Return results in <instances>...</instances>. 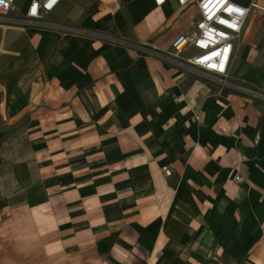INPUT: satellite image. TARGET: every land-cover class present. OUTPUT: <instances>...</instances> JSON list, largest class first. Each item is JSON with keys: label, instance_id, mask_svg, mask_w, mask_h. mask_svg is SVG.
Wrapping results in <instances>:
<instances>
[{"label": "crops", "instance_id": "1", "mask_svg": "<svg viewBox=\"0 0 264 264\" xmlns=\"http://www.w3.org/2000/svg\"><path fill=\"white\" fill-rule=\"evenodd\" d=\"M50 17L92 32L0 26V264H264V99L118 42L170 54L196 7L63 0ZM263 40L254 8L229 78L261 92Z\"/></svg>", "mask_w": 264, "mask_h": 264}, {"label": "built area", "instance_id": "2", "mask_svg": "<svg viewBox=\"0 0 264 264\" xmlns=\"http://www.w3.org/2000/svg\"><path fill=\"white\" fill-rule=\"evenodd\" d=\"M63 0H0V26H15L21 28H50L63 34L90 33L76 25L62 24L50 18L51 13ZM185 8L195 6L198 18L191 31L178 33L171 42L172 51L164 53L149 43H133L118 40L127 44L138 52L156 56L186 67L190 72L210 79L224 89L241 92L243 94L264 99V92L244 84L230 80V68L235 51V43L240 39L246 19L252 9L264 7L257 2L250 6H243L233 0H176ZM157 6L166 0H154ZM96 37L107 38L104 34H94ZM109 38V37H108ZM192 50L186 58L183 56ZM166 172H170L165 167ZM236 181L242 177L237 175Z\"/></svg>", "mask_w": 264, "mask_h": 264}, {"label": "rangeland", "instance_id": "3", "mask_svg": "<svg viewBox=\"0 0 264 264\" xmlns=\"http://www.w3.org/2000/svg\"><path fill=\"white\" fill-rule=\"evenodd\" d=\"M51 19H55L54 17H50ZM248 19V18H247ZM247 19H246V21H247ZM246 23V22H245ZM245 26V25H244ZM18 38H19V36H16V35H12V36H10V41H11V43H9V45H11L10 47H13L14 45H15V42H17V40H18ZM263 38V37H262ZM264 41V40H263ZM5 55V54H4ZM13 55V54H12ZM185 55V54H184ZM185 56H189V54L187 55H185ZM2 58H3V60H4V56H1ZM0 57V58H1ZM5 61V60H4ZM4 61H2V63L0 64V89H1V86L2 85H4L5 84V81H6V77H7V74L9 73H12V76H14L13 75V73H14V71H13V64H11L12 66H9V65H6V64H4ZM11 76V78L9 79V81H10V83L13 85V83H14V78ZM0 94H1V90H0ZM0 102H1V100H0ZM1 132H4V131H2V130H0V133ZM2 138V137H1ZM0 138V142L2 141V139ZM222 259L224 260V261H228V258L227 257H222ZM217 264V263H216Z\"/></svg>", "mask_w": 264, "mask_h": 264}, {"label": "water", "instance_id": "4", "mask_svg": "<svg viewBox=\"0 0 264 264\" xmlns=\"http://www.w3.org/2000/svg\"><path fill=\"white\" fill-rule=\"evenodd\" d=\"M3 134H4V132H1V133H0V138L2 137Z\"/></svg>", "mask_w": 264, "mask_h": 264}, {"label": "trees", "instance_id": "5", "mask_svg": "<svg viewBox=\"0 0 264 264\" xmlns=\"http://www.w3.org/2000/svg\"><path fill=\"white\" fill-rule=\"evenodd\" d=\"M263 121H264V117L262 118V121L261 122L263 123Z\"/></svg>", "mask_w": 264, "mask_h": 264}]
</instances>
